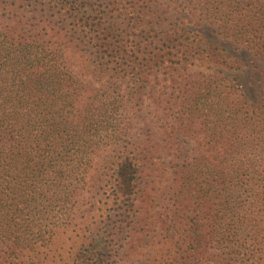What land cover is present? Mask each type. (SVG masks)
<instances>
[{"label":"trees","instance_id":"obj_1","mask_svg":"<svg viewBox=\"0 0 264 264\" xmlns=\"http://www.w3.org/2000/svg\"><path fill=\"white\" fill-rule=\"evenodd\" d=\"M202 23L264 69V0H0V264H20L53 213L77 225L85 198L81 220L105 198L107 228L124 230L121 210L147 202L140 183L158 167L136 135L144 95L198 146L173 170L158 264H233L238 238L262 239L264 88L245 99L224 76L238 61L202 47Z\"/></svg>","mask_w":264,"mask_h":264},{"label":"rangeland","instance_id":"obj_2","mask_svg":"<svg viewBox=\"0 0 264 264\" xmlns=\"http://www.w3.org/2000/svg\"><path fill=\"white\" fill-rule=\"evenodd\" d=\"M10 5L13 6L11 1ZM194 28L202 47L211 45L226 49L231 55L230 60L238 61L235 66H239L240 70L225 68L224 76L235 88H242L239 92L245 94L249 103H257L264 88V69L259 72L253 70L252 53L247 52L243 45L219 34L211 24L202 23ZM238 75L240 80L235 81ZM152 80L150 90L158 96L157 99L162 100L165 98L163 94L171 92L170 88H165L170 82H166L163 75ZM143 99L151 105L150 97L144 95ZM150 105H145L141 119L137 120L136 130L138 138L146 140L144 149L159 158L157 169L152 167L148 170L150 175H145L140 183L141 191L148 193L143 197L147 202L142 204L137 195L138 199L131 206L121 210L125 228L119 233L110 229L111 225L107 228L117 215H108L112 211V204L105 198L102 202L104 205L84 220H81V216L85 210L91 209V202L88 198L81 200V209L76 214L77 225L68 228L62 227V218L53 213L47 222V229L38 236L35 247L20 257V264H82L92 256H99L101 261L96 264H158L160 257L157 256L161 253L163 239L158 233L161 218L164 220L166 217L165 220L170 221L173 217L170 195L173 170L181 161L193 156L198 146L196 139L194 141L177 130L179 124L174 119L175 114H164L162 109L157 106L151 108ZM199 136L204 134L199 133ZM99 222H103L104 226L100 232L99 225H94ZM261 235L262 239L242 236L237 239L238 244L233 251L225 250L231 253L232 263L264 264V235Z\"/></svg>","mask_w":264,"mask_h":264}]
</instances>
